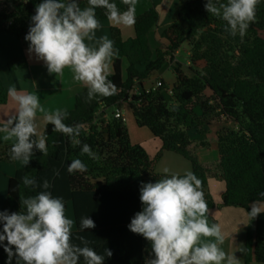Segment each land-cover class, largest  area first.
<instances>
[{"label":"trees","instance_id":"1","mask_svg":"<svg viewBox=\"0 0 264 264\" xmlns=\"http://www.w3.org/2000/svg\"><path fill=\"white\" fill-rule=\"evenodd\" d=\"M42 2L0 0V33L14 35L30 46L25 37L32 25L31 17ZM110 2L121 12L128 8L122 0ZM159 2L135 17L133 38L124 41L118 29H110L118 56L113 58L108 79L117 86L116 94L97 95L89 101L86 87L76 94L74 108L67 111L64 120L69 126L83 125L77 137L81 144L73 145L69 137L54 131L48 123L41 134L46 137L47 155L34 148L28 165L17 170L7 183L5 211L9 214L24 211L21 197L35 196L41 191L63 198L65 210L71 208L75 224L72 243L81 245L78 237L83 236L98 254L111 250L112 256H105L104 264H145L147 259L154 258V253L143 250L141 235L131 232L128 225L140 212L142 183H155L171 176L153 170L164 151L191 164V172L202 182L200 190L208 211L214 207L208 191L210 177L225 185L223 207L250 212L251 203L264 201L260 195L264 192V38L260 36L264 32V0H259L255 21L243 38L238 33L232 36L225 30L224 20L206 11L207 0H185L176 20L161 34L167 47L157 49L153 57L147 35L158 26ZM78 4L81 9L89 6L88 0H78ZM95 14L98 21L108 19L104 8H96ZM183 44L190 48L189 74L176 64L171 67L175 80L170 89L163 84L146 92L143 82L170 63ZM123 60L127 63L124 72ZM25 67L24 60L8 64L10 70ZM166 91L171 93L168 99ZM7 96L0 79V106L6 104ZM124 105L136 125L148 129L160 143L153 159L140 145L130 142L125 122L114 117V109L121 110ZM192 134L200 140H193ZM83 144L91 147L95 159L81 154ZM11 147L0 146V162L14 161ZM207 148L216 149L218 159L201 164L195 151ZM75 159L87 166L85 172L68 173L67 168ZM24 176L34 178L38 186L26 187ZM45 179L51 184L49 189L39 186ZM85 216L94 221L95 227L80 231V218ZM6 245V240L0 242V264H17L15 255L9 262ZM12 249L15 252L14 246ZM252 262L264 264V213L247 225L243 264ZM79 264H84L82 257Z\"/></svg>","mask_w":264,"mask_h":264},{"label":"clouds","instance_id":"2","mask_svg":"<svg viewBox=\"0 0 264 264\" xmlns=\"http://www.w3.org/2000/svg\"><path fill=\"white\" fill-rule=\"evenodd\" d=\"M122 3L128 5L123 12L110 0H88L89 6L84 9L78 0H43L31 17L32 25L25 37L30 41L29 53L43 60L50 74L62 75L66 67L71 68L74 79L87 86L89 101L97 95L116 94L117 86L108 79L113 58L118 56L114 41L105 35L97 41L98 47H93L85 40L93 41L95 31L101 26L96 8L106 9L108 20L117 25H134L136 0H122ZM258 3L259 0H227V3L207 0L205 9L224 20L225 30L232 36L238 33L243 38L250 23L255 21ZM8 94L17 108L0 127V133L5 134L6 141L15 139L10 149L11 159L22 161L26 166L34 148L47 155L46 137L37 134L36 124L37 111L44 113L45 109L36 94L18 92L15 85L9 87ZM67 116L66 111L58 109L53 114L46 113L44 119L54 126V131L69 137L73 145H80L77 137L83 125H66ZM81 154L96 158L88 144H83ZM86 170L80 159L73 160L67 168L69 174ZM164 171L167 173L168 169ZM201 183L191 171L182 177L173 174L155 183H142L140 200L144 207L128 227L151 242L154 258L147 259L145 264H239L234 254H226L219 246L224 242L220 226L208 223V205L200 190ZM23 184L38 186L28 176L23 177ZM39 186L49 189L51 184L45 179ZM260 195L264 197V192ZM21 204L24 211L0 212V222H3L0 242L7 241L4 251L9 262L15 255L17 264L21 261L23 264H79L81 257L84 264H104L105 256H112L109 249H105V255L98 254L83 236L78 237L82 246L72 243L74 221L65 216L63 198L41 191L35 196L21 197ZM260 213H264V201L256 200L247 215L253 220ZM94 227L92 219L80 218V231ZM201 237H215L217 242H202Z\"/></svg>","mask_w":264,"mask_h":264},{"label":"crops","instance_id":"3","mask_svg":"<svg viewBox=\"0 0 264 264\" xmlns=\"http://www.w3.org/2000/svg\"><path fill=\"white\" fill-rule=\"evenodd\" d=\"M156 1L157 0H136L135 17L148 10ZM184 2L185 0H160L158 3V26L147 35L153 57L157 49H165L167 47L168 42L161 37V34L164 29L169 27L176 20L177 13ZM99 22L101 26L95 31V39L93 41L85 40V43L90 46L98 47L97 41H99L102 36L106 35L110 39V29L112 28H116L120 31L121 38L124 41L133 38L135 35L133 25L130 27L117 25L108 19ZM29 47L30 46H28L25 41L17 39L14 35L3 32L0 33V79L4 88L7 90V94L9 87L15 85L18 92L32 93L39 97L40 105L45 109L44 113L38 110L36 114L37 134L41 135L44 127L48 124L44 119L45 114H53L58 109L66 112L71 111L74 108L76 94L87 86L74 79V73L71 68L66 67L62 75L50 74L44 61L38 59L35 53H29ZM182 47H186L185 49L187 51L188 59L186 65H182L177 60V55L180 52V50H178L170 63L163 65L164 67L162 66V70L153 72L149 78L143 82L144 89L150 88L154 82L158 80H161L163 84L167 86L163 76L166 74V71H171V67L176 64H180L185 73V70L189 67L190 48L186 44H183ZM16 60H24L26 62V67L18 70H10L8 64ZM126 66L127 63L123 60V72ZM159 72H161V74L157 76ZM126 107L127 106L124 105L123 108H121V112L125 118L124 122H129L130 127L132 126V119L125 114ZM16 108L17 105L15 101H13L8 94L6 104L0 106V124H5L7 119L15 114ZM135 134L136 136L134 139L129 138L130 142L140 145L146 151L149 158L153 159L160 149V143L153 138L149 130L146 131L143 128L136 127ZM4 135V133H0V146H12V144L15 143V139L13 138L6 141L3 138ZM191 138L195 141L200 140V137L194 134L191 135ZM195 154L201 164L214 162L218 159V152L214 148L198 149L195 151ZM26 166L22 161H13L11 163L0 162V212L5 211L8 180L14 176L17 170L24 169ZM165 169H168L167 173H165ZM153 170L156 174L160 175H185L187 172L191 171V164L173 152L164 151L160 159L155 163ZM224 190L225 185L221 180H217L213 177L208 179V191L214 202V207L208 211L206 218L209 225L218 224L220 226L224 236L223 244L219 245L221 249L226 254H234L239 260V264H243L244 242L247 225L250 219L247 212L242 208L223 207L221 205V196ZM251 205L252 203L249 205L250 211ZM143 207L144 205L140 200V211L143 210ZM65 216L73 220L71 208L65 210ZM2 225L3 222H0V226ZM74 230L75 224H73L72 227V231ZM141 237L143 250L148 254H152L151 242L142 235ZM201 241L217 242L215 237H201ZM224 264H226V262H224ZM251 264L258 263L252 262Z\"/></svg>","mask_w":264,"mask_h":264},{"label":"rangeland","instance_id":"4","mask_svg":"<svg viewBox=\"0 0 264 264\" xmlns=\"http://www.w3.org/2000/svg\"><path fill=\"white\" fill-rule=\"evenodd\" d=\"M260 36L262 37V38H264V32H262L261 34H260ZM186 47H182V48H180L179 50H180V52H179V54L177 55V60L182 64V65H186V62H187V59H188V56H187V51H186V49H185ZM165 65V64H164ZM200 66V65H199ZM164 67V66H163ZM163 67L160 69V70H162L163 69ZM159 70V71H160ZM189 70L187 69V70H185V73L186 74H189V72H188ZM159 74H161V72H159V73H157V76L159 75ZM163 78H164V80H165V82L167 83V88L168 89H170V86H171V83H172V81L174 80V73L172 72V70L171 71H166V74L163 76ZM146 85V84H145ZM210 93H209V91H206L205 92V95L206 96H208ZM168 96H170L169 94H168V92L166 91V94H165V97H166V99H168L169 97ZM112 112V110H110L109 112H107V115L109 116L110 115V113ZM125 114H127L128 115V117L129 118H131L132 119V126H130L129 127V122H126L125 123V127H126V130H127V134H128V136H129V138H131V139H134L135 138V136H136V134H135V130H136V127L138 128V126L136 125V123H135V120H134V117H133V115H132V113H131V111L128 109V107H126V112H125ZM130 124V125H131ZM140 128V127H139ZM143 128V127H142ZM144 130H148V129H146V128H143ZM141 141H142V138H141ZM155 142H157V141H155ZM145 143V142H144ZM148 145V144H147ZM156 155V154H155ZM155 157V156H154ZM153 157V158H154Z\"/></svg>","mask_w":264,"mask_h":264},{"label":"built area","instance_id":"5","mask_svg":"<svg viewBox=\"0 0 264 264\" xmlns=\"http://www.w3.org/2000/svg\"><path fill=\"white\" fill-rule=\"evenodd\" d=\"M162 86H163V82L161 80H158V81H155L154 84L150 88H147L145 90H146V92H149L150 90H157ZM134 93H136V89H135ZM168 93L171 94L170 91H168ZM98 114H99V112L96 113V115H98ZM114 117L120 118L123 121H125V118H124L120 109H114Z\"/></svg>","mask_w":264,"mask_h":264}]
</instances>
